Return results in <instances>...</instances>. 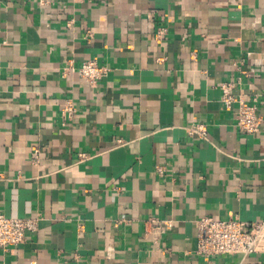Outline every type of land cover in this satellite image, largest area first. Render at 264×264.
<instances>
[{
    "label": "crops",
    "instance_id": "crops-1",
    "mask_svg": "<svg viewBox=\"0 0 264 264\" xmlns=\"http://www.w3.org/2000/svg\"><path fill=\"white\" fill-rule=\"evenodd\" d=\"M0 212L39 219L0 264H264V225L249 255L195 251L202 217L264 221V0H0Z\"/></svg>",
    "mask_w": 264,
    "mask_h": 264
},
{
    "label": "built area",
    "instance_id": "built-area-1",
    "mask_svg": "<svg viewBox=\"0 0 264 264\" xmlns=\"http://www.w3.org/2000/svg\"><path fill=\"white\" fill-rule=\"evenodd\" d=\"M73 70H75L74 66L70 64L63 69V74L67 75L69 71ZM77 72L91 85H95L106 75L108 68L100 65L95 59H89L77 67ZM243 73L247 75L246 71ZM236 87L237 84L234 82H223L221 84L222 101L227 109H231L234 103L238 104L236 121L242 133H258L263 124V116L257 112L256 106L247 104L242 96H237ZM76 111L75 102L72 99H67L63 113L73 117ZM208 129L204 123H195L187 128V132L190 135L206 136ZM169 222L168 219L151 217L146 223V230L151 232L157 240L169 227ZM38 223L39 219L36 217H12L0 212V248H7L23 242L28 233L37 230ZM263 225L264 221L248 223L237 217L228 219L202 217L197 221L198 241L195 251L205 257L226 253L249 255L256 251L257 240ZM262 251L264 254V249Z\"/></svg>",
    "mask_w": 264,
    "mask_h": 264
}]
</instances>
